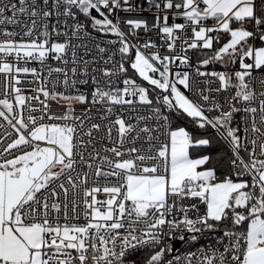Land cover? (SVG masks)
Returning <instances> with one entry per match:
<instances>
[{
  "label": "snow or ice",
  "instance_id": "1",
  "mask_svg": "<svg viewBox=\"0 0 264 264\" xmlns=\"http://www.w3.org/2000/svg\"><path fill=\"white\" fill-rule=\"evenodd\" d=\"M0 264H264V0H0Z\"/></svg>",
  "mask_w": 264,
  "mask_h": 264
},
{
  "label": "built area",
  "instance_id": "2",
  "mask_svg": "<svg viewBox=\"0 0 264 264\" xmlns=\"http://www.w3.org/2000/svg\"><path fill=\"white\" fill-rule=\"evenodd\" d=\"M130 2H132V0H130ZM145 7H147V6L145 5ZM121 17L122 18L126 17V18H143V19H147L150 26L154 23V18L152 17L151 10L140 12L139 15H137L136 13L125 14V13L121 12ZM137 34L141 38H143L145 36H152L155 39V42L157 44H159L161 42L159 39L156 38V30L155 29H152L150 32H145L142 29L141 30H137ZM87 43L89 44V47L91 48L94 43H102V41H100V40L92 41L91 39H89L87 41ZM160 51L162 53L167 54L165 48H161ZM193 51L194 50H189V55L191 56L192 62L195 63V61L193 60ZM78 52L79 53H83V49H78ZM92 55H96V52H95L94 48L89 53V56H92ZM48 63L51 66H53V67L59 66L58 62H56V61H49ZM33 66H36L38 68V70H39V65L38 64H33ZM89 67H92V65H89ZM95 67H97V68L103 67L102 62L101 63H97L95 65ZM209 67H211V66H209ZM215 67H216L217 70H220V65L219 64H217ZM46 72H47V69H45V74H46ZM53 75L56 76L58 74L53 73ZM146 84H147V82H145V85ZM215 86H216L215 84L210 85V87H213V88H215ZM58 87H61V85H58ZM75 87H77V88H79V89H81L83 91H90L91 90V85L90 84L89 85L77 84ZM70 91H71V89H70ZM213 95H215V93H213ZM53 107L56 108L58 106L57 105H53ZM83 107H84L83 105H79V104L76 105L77 110H80ZM94 118H98V117H96L95 113H94ZM183 235L185 236V240H180L179 239V234H178L176 238H174V239H172L170 241V245H171L172 251L170 253H167V257L168 258H174L176 256H180L181 257V262H182L185 254L188 251L194 250L200 244L208 243L210 239L214 238L215 233H213L212 231H206L203 234V236H201L196 242H192L190 239H188V237L190 236L189 233L185 232V233H183ZM136 253H139V251L132 252L130 254V256L134 255Z\"/></svg>",
  "mask_w": 264,
  "mask_h": 264
},
{
  "label": "trees",
  "instance_id": "3",
  "mask_svg": "<svg viewBox=\"0 0 264 264\" xmlns=\"http://www.w3.org/2000/svg\"><path fill=\"white\" fill-rule=\"evenodd\" d=\"M207 51V50H205ZM202 53L199 52V50L193 51V60L196 61L197 56H201ZM241 114H237V122L239 121V117ZM176 123H179L181 125L187 124V120H185L183 117L176 120ZM189 129L191 130L192 126L189 124L187 125ZM196 134L200 135L202 137H207L211 140V144L208 146H200L197 148L193 155H202V154H208L213 157H215V161L213 163L218 169V173L226 172L228 170V162H227V148L226 145L220 140V138L216 135L215 131L211 128L207 129H197ZM137 258H141V253H136L134 255H131L129 259L135 260Z\"/></svg>",
  "mask_w": 264,
  "mask_h": 264
}]
</instances>
